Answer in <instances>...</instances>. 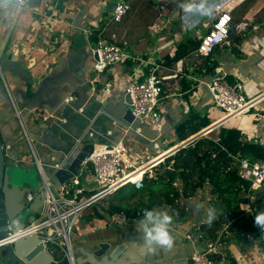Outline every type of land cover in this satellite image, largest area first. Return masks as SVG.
I'll list each match as a JSON object with an SVG mask.
<instances>
[{"label":"crops","instance_id":"1","mask_svg":"<svg viewBox=\"0 0 264 264\" xmlns=\"http://www.w3.org/2000/svg\"><path fill=\"white\" fill-rule=\"evenodd\" d=\"M101 1L27 0L24 7H18L0 0V60H13L34 79L32 86L26 78L6 69L0 87V135L7 154L17 165L31 168L38 161L50 162V157L44 151L45 146L68 150L74 137L84 135L88 131L108 142L123 139L135 151H147L145 155L154 158L159 153L167 152L185 142H177L175 127L186 121L194 112L211 118L212 124L209 127L213 129L208 131L205 137L215 133V136L210 138L217 139L219 128L227 125L239 129L246 142H262L264 69L259 63L264 59V0H241V4L233 12L234 26L237 28L231 33L227 43L218 47L212 56L198 57L194 51L170 64L166 63L165 57L173 59L178 45L186 44L189 39L198 40L193 32L185 29L180 19L183 11L178 7V3L184 0H170L168 8L156 4L151 7L147 0H134L136 6H133L132 0H127L131 10L135 8L136 18L132 21L123 19L121 23L110 26L112 32L109 29L104 35L110 40L115 34L118 41L128 42L130 52L136 59L110 67L98 75L90 71L89 59L83 61L80 54L71 50V40L68 36L77 27H93L86 19L87 11H91L93 4L97 5ZM254 2V6L259 7V10L248 20L246 8ZM242 7H246L243 13L240 11ZM150 10L152 18L148 20ZM237 13H240L239 17H235ZM158 19L164 26L156 33L152 27ZM209 23V19L203 21L201 35L206 34ZM255 24L260 26L257 32L252 28ZM150 31L156 37L152 36ZM61 33L66 34L62 37ZM159 34L165 36L167 43L162 41ZM213 65H217L214 70L222 69L233 83L244 85L245 96L253 98L247 113L231 118H227L223 113L212 120L207 107L214 106V101L205 83L211 81L214 76V70H208ZM155 67L157 75L164 78L161 102L162 132L156 134L150 125L142 124L141 127L148 132L136 138L127 133L114 118L119 115L117 103L127 89L129 78L143 80ZM95 79L99 81L95 83ZM44 81H47V88L43 86ZM107 85L111 89L110 94L104 91L107 95L104 100L107 111H100L96 118L90 121L91 124L86 130L81 116H93L94 107H91L86 115L82 114V110H69L63 116L57 114L59 109L65 107L64 100L68 95L78 98L79 87L88 86L91 91H97L105 89ZM89 99L90 97L87 102ZM40 115L52 117L49 122L43 123ZM54 120L57 132L50 138H45L43 134L42 138L40 128L46 124L51 125ZM152 142L159 143L160 148L154 149ZM172 143H175L173 147ZM81 182V185L76 187L85 193L82 198L89 197L95 188L89 171ZM208 189L210 187L206 186L199 189L195 196L181 200L182 211L172 216L171 234L175 238L172 249L157 248L151 254L146 251L143 236L137 230L142 218L127 219L121 214L105 216V223L97 226L104 220H92L85 224L82 214L76 225L75 240L72 244L75 258L81 264L94 261L96 258L92 251L93 245L98 241L118 236L129 245L127 248L130 262L123 261L124 264H187L195 251L206 248L207 241L223 236L225 248L223 257L218 256L220 264H264V230L255 224V215L264 212V186L253 192V211H246L234 229L229 228L230 223H222L218 227L212 225L218 217L217 214L210 224L203 219L208 210L212 209V197ZM203 200L209 204L206 210L202 205ZM203 225L206 227H202ZM99 227L102 229H97ZM200 234L204 236L203 239L198 238ZM56 255L61 256L59 253ZM146 256L149 257L148 261H145Z\"/></svg>","mask_w":264,"mask_h":264},{"label":"built area","instance_id":"2","mask_svg":"<svg viewBox=\"0 0 264 264\" xmlns=\"http://www.w3.org/2000/svg\"><path fill=\"white\" fill-rule=\"evenodd\" d=\"M16 1L18 2V7H24L27 2V0H23V3H21V0ZM213 2L218 5L213 17L203 18L193 29H188L185 26L184 13L181 12L180 14V19L185 29L197 36L199 46L196 50V55L198 57L207 58L213 55L218 47L227 43L233 30L237 28V26H234L233 12L242 1L213 0ZM113 3H116V7L110 11L112 13L111 22L103 24V20H100L96 26L83 28L87 38V46L91 50L95 62L94 71L98 75L106 72L110 67L136 59L130 52L128 42L118 41L115 34L111 36L110 40L104 35L110 29V26L121 23L131 10L127 0H119ZM195 18V16L190 17L193 20ZM208 19L210 20L208 31L206 34L201 35V25L203 21ZM163 26V22H157L153 25L152 30L157 33L163 29ZM252 28L257 32L260 26L255 24ZM109 31L112 32L111 29ZM96 33H98L97 39L92 41L91 37ZM259 65L264 69V59ZM214 72L212 80L205 83V86L212 96L216 108L223 111L227 118L247 113L251 108L253 98L245 96L244 85L238 82L231 83L222 69H215ZM97 81L99 80L95 79V83ZM104 91L107 94L111 93L108 85L105 89H100L101 93ZM126 93L131 99L132 114L135 121L141 126L142 124H148L161 133L163 128L161 102L164 93V78L157 75V67L152 69L150 74L146 75L143 80L138 81L133 77L129 78L127 80ZM77 99L75 95H68L64 102L67 105H71ZM39 117L42 122H47L52 115H40ZM141 129L138 132H141ZM206 133L201 131L196 137H205L207 136ZM194 139L190 142L194 141ZM152 144L154 149L158 150L160 148L159 143L152 142ZM260 144L264 149V139ZM130 150V147L123 139L95 148L93 154L83 162L79 177L62 186L57 192L51 189V184L41 171L46 189V199L42 212L26 229L14 233L11 232L7 238L1 240L0 246L11 245L20 239L36 236L51 253H55V255L59 253L62 256L67 255L72 258V235L84 211L128 183H136L137 186H141L145 175H153L154 169L164 161L165 155L163 156V154L165 152L156 155L154 158H148L145 155L147 151L143 153L135 151L139 155L137 163V159H134V153L131 154ZM235 159L238 176L244 182L250 184L243 204L246 209H243L252 212L253 192L260 190L264 186V158L258 161H250L246 158ZM37 163L40 162L38 161ZM89 167H91L90 170ZM86 171H89L92 175L95 188L93 194L89 197L79 198L82 190L76 186L79 184L78 179ZM139 175L142 176L141 180L135 182ZM71 191H73L72 194L70 193ZM70 194L72 197H69ZM27 199L32 201L33 196L29 195ZM198 238L203 239L204 236L200 234ZM250 238L252 239V237ZM224 246L223 236L207 241L205 249L194 252L192 256L193 264H220L218 256L223 257Z\"/></svg>","mask_w":264,"mask_h":264},{"label":"water","instance_id":"3","mask_svg":"<svg viewBox=\"0 0 264 264\" xmlns=\"http://www.w3.org/2000/svg\"><path fill=\"white\" fill-rule=\"evenodd\" d=\"M4 1L18 5L16 0ZM115 7L116 3H111L108 9L112 11ZM68 37L71 40V50L80 54L83 61L88 60L87 38L83 28H75V31L70 32ZM6 69H9L15 75L26 78L33 86V77L27 74L24 69L19 68L18 64L13 60L4 58L0 60V87L3 83ZM46 85L47 81H44L43 86L45 88H47ZM77 94V101L71 105L65 104V107L59 109L57 114L63 116L69 110L76 112L82 110V114L86 115L91 107H94L93 113L95 114L93 116L87 115V118L81 116L86 130L88 125L91 124L90 121H93L100 111H107V107L105 106L106 101H104L106 99L100 90L91 91L88 86L79 87ZM89 97L90 99L87 102ZM117 106L119 115L114 116V118L121 123L127 133L136 138L147 134L148 131L145 132L143 128L141 129V125L135 121L132 114L131 99L126 92L121 95ZM55 120L60 124L56 118ZM55 120L51 125L46 124L45 127L40 128L42 138H44L43 134L45 138H50L57 132ZM139 129H141V132H138ZM211 129L213 127L207 128L205 132ZM154 133L158 134L159 131L155 130ZM99 138L88 131L84 135L74 137L70 142L71 148L68 150H59L53 148V146H45L44 151L50 157V162L35 163V166L31 168H23L17 165L15 160L7 154L5 144L0 135V241L7 238L11 232L14 233L26 229L28 225L37 219V215L42 212L46 199L43 175L51 184V189L54 192L59 191L62 186L79 177L83 162L93 154L97 146L111 143ZM194 138L173 148L172 151L165 155L164 159L190 143ZM29 195L33 196L32 201H28ZM128 246V243H124L118 236H112L106 241H98L93 245L92 249L96 259L84 264H124V262H130L128 258ZM154 255L156 256L157 253ZM148 260L149 257L146 256L145 261ZM0 264H81V262L75 258L73 249L72 258H69L67 255L57 256L51 253L38 237L30 236L20 239L11 245L0 246ZM187 264H193L192 257L188 259Z\"/></svg>","mask_w":264,"mask_h":264},{"label":"trees","instance_id":"4","mask_svg":"<svg viewBox=\"0 0 264 264\" xmlns=\"http://www.w3.org/2000/svg\"><path fill=\"white\" fill-rule=\"evenodd\" d=\"M97 34L91 37L92 41L97 39ZM198 46V40L189 39L186 44L178 45L173 59L165 57L166 63L170 64L192 54ZM216 66L213 65L208 70L211 72ZM228 80L233 83L231 79ZM211 124L208 115L191 113L186 121L175 127L176 140L186 141ZM174 145L175 143H172L171 147ZM235 158L262 160L264 149L260 143L246 142L239 129L223 125L218 130L217 139L200 137L180 148L165 158L154 169L156 172L153 175L146 174L141 186H137L136 183L124 185L104 199L107 201L103 213L95 208L99 204L97 203L88 208H94L90 213L85 214L86 210L84 211L82 221L86 224L92 220H104L105 214L110 217L121 214L127 219H140L145 210H154L163 204L177 205L182 199H189L195 196L199 189L209 186L212 194L210 204L218 215L212 225L218 227L222 223H230L229 228L234 229L246 212L242 205L250 188V184L238 176ZM87 174L86 171L81 175V180L78 179L79 186ZM83 196L85 193L81 191L79 198Z\"/></svg>","mask_w":264,"mask_h":264},{"label":"clouds","instance_id":"5","mask_svg":"<svg viewBox=\"0 0 264 264\" xmlns=\"http://www.w3.org/2000/svg\"><path fill=\"white\" fill-rule=\"evenodd\" d=\"M23 3V0H21ZM178 7L184 13V24L188 29L195 28L203 18H212L217 4L213 0H184L179 2ZM195 16L196 18L190 19ZM199 207V206H198ZM242 208L246 209L244 205ZM198 210V209H197ZM216 217V210L209 209L207 213V222L210 224ZM173 218L167 212L157 210H145L142 219L137 225V230L141 232L144 239L146 251L151 254L157 248L172 249L175 238L171 234V225ZM255 224L264 230V212L255 215Z\"/></svg>","mask_w":264,"mask_h":264},{"label":"rangeland","instance_id":"6","mask_svg":"<svg viewBox=\"0 0 264 264\" xmlns=\"http://www.w3.org/2000/svg\"><path fill=\"white\" fill-rule=\"evenodd\" d=\"M112 1L118 2L119 0H102L97 5L93 4L94 8L91 11H87L86 19L88 20V24H90L91 26H96L100 20H103V24H106L108 22H111L112 21V13H109V9H108V5L109 4L108 3L109 2H112ZM147 1L151 5V7H152V5L156 4V5H162L163 7L165 6L166 8H168V4L170 2V0H147ZM132 2L134 3L133 6H136L134 0H132ZM247 4L249 5V3H247ZM254 5H255V2L251 6H249L247 8L245 7L246 8V17H247L248 20H251L253 18V16L255 15V13H257L258 10H259V7H255ZM245 6H247V5L245 4ZM245 8L242 7V9L240 10L241 13H243L245 11ZM134 10H135V8L134 9L132 8V10L124 17V21L126 19H128L129 21H132L134 19V17H135ZM151 15H152V13H151V10H150L149 11L148 20H151V18H152ZM239 16H240V13H237L235 17H239ZM237 19H239V18H237ZM157 22L160 23V19H158ZM61 34H62L61 36L63 37V35H65L66 33H61ZM150 34H152V36L156 37L155 34H153L151 31H150ZM160 38H162V41H164L165 43H167V40L164 39L165 36H161L160 35ZM154 41H156V39H154ZM70 45H71V43H70ZM87 51L89 53V60H88V62L90 64V71H92V72L95 73V71H94V64H95V62H94L93 56L91 54V50L88 47H87ZM125 92H126V90H125ZM103 94H104L105 97H107L106 93H103ZM213 105L214 106H208L207 108L209 110V115L212 116V120H215L216 118H218V115L222 116L224 112L221 111V110H218L216 108L215 104H213ZM209 136L210 137H214L215 136V133H210ZM130 148H131V150H130L131 151V154L134 153V159L139 158V155L137 154V152H135V150L133 149V147H130ZM170 151H172V149H170L169 151L165 152L163 154V156L164 155H167ZM137 163H138V159H137ZM155 172H156V170L154 171V173ZM141 177L142 176L139 175L135 180L137 182H139L141 180ZM208 191H209L210 197H212V194L210 193V189H208ZM204 197H205V195H204ZM143 199L145 200V197ZM106 201H107V199L106 200L103 199L101 202H99V204H97L95 206V208H97L99 211H101L103 213L104 212L103 211L104 208H106L105 207L106 206L105 205L106 204ZM203 203L204 204H202V205L204 206V208L206 207L205 208V210H206L209 204L205 200H203ZM182 206H183V204H181V201H180L179 204H177V205L170 206V205H167V204H163V205H161L159 207H156L154 210L162 211V212H167L170 216H174V215H178L179 212L182 211V209H181ZM93 209L94 208H91V209L86 210L85 211V214L90 213ZM105 216H109V215L108 214H105ZM203 219L204 220H207V216L204 217ZM105 221H106V217H105L104 221L101 224L97 225V226L103 225L105 223ZM74 229H76V227ZM97 229H102V228L99 227ZM74 240H75V230H74L73 235H72V244L74 243Z\"/></svg>","mask_w":264,"mask_h":264},{"label":"bare ground","instance_id":"7","mask_svg":"<svg viewBox=\"0 0 264 264\" xmlns=\"http://www.w3.org/2000/svg\"><path fill=\"white\" fill-rule=\"evenodd\" d=\"M96 148H99V146H97Z\"/></svg>","mask_w":264,"mask_h":264}]
</instances>
